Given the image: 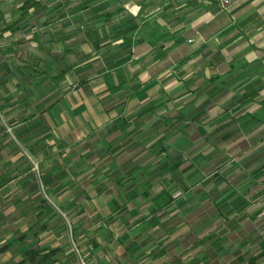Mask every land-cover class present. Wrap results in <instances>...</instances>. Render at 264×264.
<instances>
[{
	"label": "crops",
	"instance_id": "1",
	"mask_svg": "<svg viewBox=\"0 0 264 264\" xmlns=\"http://www.w3.org/2000/svg\"><path fill=\"white\" fill-rule=\"evenodd\" d=\"M229 1H16L23 109L81 142L70 181L92 199L77 255L0 264L208 262L209 234L233 262L262 254L264 0Z\"/></svg>",
	"mask_w": 264,
	"mask_h": 264
},
{
	"label": "rangeland",
	"instance_id": "2",
	"mask_svg": "<svg viewBox=\"0 0 264 264\" xmlns=\"http://www.w3.org/2000/svg\"><path fill=\"white\" fill-rule=\"evenodd\" d=\"M16 1L0 0V82H6L0 85V253L77 255L74 242L80 247L74 223L86 216L83 211L92 199L78 193L76 181H70L78 167L76 145L81 142L75 141L74 134L69 140L65 137L59 114L23 109L25 88L19 83L35 69L26 47L9 46L15 38L6 19L22 7ZM13 76L17 83L9 81ZM62 149L71 150L64 157ZM84 158L92 162L94 155ZM208 236V262L193 264H264V251L253 259L245 252V257L242 254L241 260L233 262L231 256L217 252L216 240Z\"/></svg>",
	"mask_w": 264,
	"mask_h": 264
},
{
	"label": "built area",
	"instance_id": "3",
	"mask_svg": "<svg viewBox=\"0 0 264 264\" xmlns=\"http://www.w3.org/2000/svg\"><path fill=\"white\" fill-rule=\"evenodd\" d=\"M230 4V1L229 0H222V5L224 7L228 6Z\"/></svg>",
	"mask_w": 264,
	"mask_h": 264
}]
</instances>
